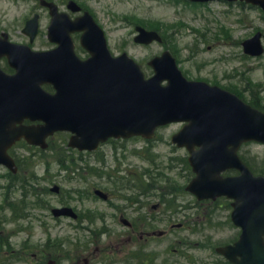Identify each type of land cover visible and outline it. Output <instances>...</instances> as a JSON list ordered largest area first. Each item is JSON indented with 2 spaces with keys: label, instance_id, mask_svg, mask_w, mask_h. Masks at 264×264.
Returning a JSON list of instances; mask_svg holds the SVG:
<instances>
[{
  "label": "water",
  "instance_id": "1",
  "mask_svg": "<svg viewBox=\"0 0 264 264\" xmlns=\"http://www.w3.org/2000/svg\"><path fill=\"white\" fill-rule=\"evenodd\" d=\"M246 1L264 10V0ZM260 35L243 41L246 53L263 52ZM137 39L150 42L159 36L140 29ZM84 45L91 57L83 61L63 48L10 58L2 45L0 56H9L16 73L0 70V163L15 169L6 150L21 137L45 147L47 135L66 130L73 133L70 146L92 150L109 136L152 137L158 125L187 121L172 136L188 149L196 173L187 189L198 198H233L232 219L242 229L234 245L219 251L233 264H264V176H254L237 155L242 142L264 143V113L217 86L187 81L168 52L149 62L154 75L145 79L125 54L111 57L99 36L96 43ZM45 82L56 92L43 91ZM26 118L43 123L23 125ZM228 168L239 174L222 177Z\"/></svg>",
  "mask_w": 264,
  "mask_h": 264
},
{
  "label": "rangeland",
  "instance_id": "2",
  "mask_svg": "<svg viewBox=\"0 0 264 264\" xmlns=\"http://www.w3.org/2000/svg\"><path fill=\"white\" fill-rule=\"evenodd\" d=\"M16 1L0 0L1 26H4L9 20L10 22L14 21L15 28L18 29V20L26 11L23 9L22 0ZM102 2L112 10L114 16H136L143 20H150V24L165 27L168 30L167 45L174 47L177 52V62L180 69L185 71L191 78L205 80L222 87H236V94L244 98L245 101L255 98L264 107V54L257 58L247 57L243 55L240 46L241 41L252 35L256 28L264 31L263 13L259 8L237 7L235 9L224 3H211L205 7L192 8L189 5L174 3L171 0H102ZM106 28L112 52L116 53L124 46V50L141 65L145 76L151 75L152 71L146 62L151 56L159 54L163 49L162 46L157 43L149 46L134 44L132 41L133 26L126 24L124 20L111 21ZM221 28L230 32V38H223L220 32ZM236 41L237 44H235ZM1 66L8 68L4 60L1 61ZM179 127L180 125L178 124H170L160 128L154 144L146 146V148L149 147V151L143 153L140 150L143 161L141 158L132 155H129L123 161H128L133 165L140 164L142 167H148L150 159L153 160L151 165L156 162L159 167H166V162L170 163L167 161L169 157L185 156L186 151L184 149L172 148L171 144H169L171 134L178 130ZM61 138L57 136L51 141L54 149L50 148L45 153L37 151V154L31 158H26L32 150L31 148L21 144L16 146L15 152L22 166L19 170L21 177L25 173L28 175L30 171H34V168H38L36 171H38L40 178L47 175L52 181L47 183V181L39 179L36 186L32 185L28 188L30 193L37 195L40 206L46 203H51L53 204L52 206L58 204L56 195L48 192L49 188L54 184L64 189L61 197L70 199L71 205H75L73 199L76 195L72 188L79 185V183L75 180L74 177L76 176L74 174L71 175L72 179H66L63 170L59 171L62 168L59 167L57 162L62 158L61 151L58 149L59 144H61ZM142 146H144V141L142 140L126 143L127 150ZM110 153L111 148L105 147L104 154L109 155V159L111 158ZM239 154L252 169L264 170V144L256 142L245 143L241 146ZM73 157L78 160L79 155L74 153ZM81 159L89 160L91 164V161H94L95 158L94 154H83ZM44 165L48 168L47 174L42 172V166ZM176 165H178L177 169L180 170L179 163H176ZM85 170L87 173L79 176L88 177L89 179L92 176V170L89 168ZM117 171L115 170L114 175L121 176L122 172ZM166 173H163L164 177L169 175L173 181L186 183L187 177L184 170L179 173L169 168ZM6 174V169L0 166V185H4ZM106 176V174L102 173L99 178H106ZM110 183H112L111 180L103 185L111 189ZM12 188H9V197L11 193H15L11 191ZM5 197L6 191L4 189L0 191V220L3 219L1 218L2 213L8 215L1 207L6 200H4ZM181 198L190 199V196L182 194ZM219 204L222 207L210 219L220 220V222L211 224L210 228H206L203 233L209 237L212 236L215 239L212 240L215 242L228 243L234 239L236 234L238 236L239 229H236L228 218L229 206L226 201H220ZM25 212L28 215L25 219L0 225V239L10 238L12 243L7 249L0 250V264H38L41 257L40 251L46 249L50 252L52 250V246L47 243L48 238L53 239L56 237L57 240H62L69 246H72L73 242L78 239L81 241L87 238V233L73 227V220L67 218L54 219L52 216L47 215L43 208L33 207L26 209ZM202 222L203 219L195 220L194 226L197 227ZM116 227L120 228V225ZM174 234L178 237L184 236L181 231H177ZM188 239L200 241V237L197 235L190 236ZM24 241H27V243L22 244ZM169 241L170 238H167L162 241L161 245L164 247ZM21 245H23L25 251L22 252V260L17 261L14 259L15 253L13 250H17ZM109 245V239L104 238L90 244L89 251L93 252L92 261L99 264L98 262L102 259V255L97 254L95 249L97 248L100 252H103ZM69 249V256L73 257L74 260L72 262L68 261L60 251H57L59 254L56 257L60 261L59 264L76 263L75 247L72 246ZM203 254V252H198L199 256Z\"/></svg>",
  "mask_w": 264,
  "mask_h": 264
},
{
  "label": "flooded vegetation",
  "instance_id": "3",
  "mask_svg": "<svg viewBox=\"0 0 264 264\" xmlns=\"http://www.w3.org/2000/svg\"><path fill=\"white\" fill-rule=\"evenodd\" d=\"M100 1L43 0L42 2V0H33L34 4L30 8L29 17L37 14L39 22L43 21L42 25L38 26L33 38L23 32V26L29 19L28 16L20 20L23 26L19 33L13 29V22L11 26L5 24V28L1 29L0 32H5L10 41L27 44L33 49H51L56 46L51 41L49 34V26L52 20L51 3L55 5L56 12L60 14L61 22L81 20L83 14L88 11L106 32L104 22L100 19L99 14L106 13L110 21L112 19L110 17L111 12L108 7L99 8L97 3ZM220 1L225 2V0ZM70 2L74 4L69 5ZM41 3L45 4L41 6ZM227 3L230 6H237V1ZM81 34L82 32L78 30L70 33L75 49L79 46ZM77 51L82 55L86 54L83 49ZM136 167L140 169L139 166ZM127 170L128 173H131V165L127 166ZM138 183L140 182L136 181L134 185ZM107 194L108 198L105 200L93 197L80 198L76 208L77 224L80 227L84 226L81 228L82 231L88 234H99L106 238H117L114 242L109 241V247L103 252L95 249L97 254L102 255L99 264H210L208 255L198 257L183 250L186 244L189 245L190 243L187 237L175 236L180 247H174L167 251L163 250L158 242L161 237L173 235L171 229L176 227L186 230L188 234L201 236L203 243L195 241L191 245L193 247L190 246L192 249L199 247L202 250H210L209 236L203 232L206 228H210L213 222L217 221L210 219V217L221 208V205L216 204L221 198L216 200L193 198L176 204L174 199L156 196L158 194L156 187L151 193L136 191V187H132L124 191L121 197L117 196L114 189ZM114 195L116 196L114 197ZM198 219H203V222L197 227L190 226V220L194 225L195 220ZM89 220H95V222L89 223ZM117 225H120V228H117ZM159 231H163V233L159 235ZM88 249L89 247L85 251H79L76 264H96L92 261L93 252ZM183 260L185 261L180 263ZM214 264L218 263L215 262Z\"/></svg>",
  "mask_w": 264,
  "mask_h": 264
},
{
  "label": "trees",
  "instance_id": "4",
  "mask_svg": "<svg viewBox=\"0 0 264 264\" xmlns=\"http://www.w3.org/2000/svg\"><path fill=\"white\" fill-rule=\"evenodd\" d=\"M250 103L255 106V107H260L258 103H256L255 101H250ZM262 110H264L262 107H261Z\"/></svg>",
  "mask_w": 264,
  "mask_h": 264
}]
</instances>
